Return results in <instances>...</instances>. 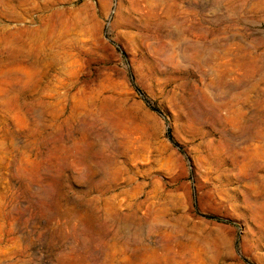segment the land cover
Wrapping results in <instances>:
<instances>
[{"label": "rangeland", "instance_id": "obj_1", "mask_svg": "<svg viewBox=\"0 0 264 264\" xmlns=\"http://www.w3.org/2000/svg\"><path fill=\"white\" fill-rule=\"evenodd\" d=\"M0 264H264V0H0Z\"/></svg>", "mask_w": 264, "mask_h": 264}]
</instances>
